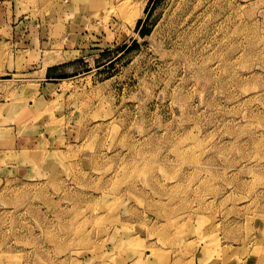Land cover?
<instances>
[{
  "label": "rangeland",
  "instance_id": "374dc122",
  "mask_svg": "<svg viewBox=\"0 0 264 264\" xmlns=\"http://www.w3.org/2000/svg\"><path fill=\"white\" fill-rule=\"evenodd\" d=\"M0 264H264V0H0Z\"/></svg>",
  "mask_w": 264,
  "mask_h": 264
},
{
  "label": "crops",
  "instance_id": "0c3cea01",
  "mask_svg": "<svg viewBox=\"0 0 264 264\" xmlns=\"http://www.w3.org/2000/svg\"><path fill=\"white\" fill-rule=\"evenodd\" d=\"M22 111H23V109H22ZM24 113V112H23ZM30 112H26L25 114H29ZM30 139H28L26 142H24L23 144H21V146H23V148H29V147H35V148H40V146L39 145H28V146H25V144L29 141ZM23 148H21V150H20V152H18L17 154H19V153H21L22 151H23ZM17 158H19V157H17ZM19 159H21V158H19Z\"/></svg>",
  "mask_w": 264,
  "mask_h": 264
}]
</instances>
